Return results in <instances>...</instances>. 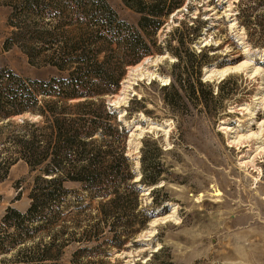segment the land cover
Returning a JSON list of instances; mask_svg holds the SVG:
<instances>
[{"label":"rangeland","instance_id":"rangeland-1","mask_svg":"<svg viewBox=\"0 0 264 264\" xmlns=\"http://www.w3.org/2000/svg\"><path fill=\"white\" fill-rule=\"evenodd\" d=\"M8 1L0 0V68L25 79L61 75L54 67L30 61L20 49L12 24L19 20ZM105 1L121 19L137 22L139 15L123 0ZM238 1L184 0L156 34L158 43L175 47L173 30L191 25L183 29L185 45L203 54L200 79L213 94L208 107L191 103L189 111L179 114L164 101L168 91L163 87L171 82L177 60L169 50L127 65L119 89L103 96L128 131L125 154L135 172L132 182L139 181L143 172L145 141L152 143L149 148L160 149L153 150L148 160L153 164L145 163V171H159V176L155 184H139L142 207L150 205L154 211L146 225L135 231V224L134 232L121 238L120 247L108 246L104 254L85 260L98 264H264V0L252 15ZM34 21L38 29L75 30L57 25V18ZM173 85L184 94L177 83ZM43 122L40 114L30 111L0 117L1 234L12 232L2 223L7 208L27 210L38 174L24 160L17 141L29 125L42 126ZM65 185L78 194L70 195V204L62 209L63 222L69 227L80 223L75 225L79 228L89 223L86 215L96 216L99 200L90 201L78 184ZM89 202L83 215L73 207ZM58 227L28 234L0 253V264H37L36 257L52 242ZM56 243L51 251L59 255L55 262L68 263L78 243L62 244L60 249Z\"/></svg>","mask_w":264,"mask_h":264},{"label":"trees","instance_id":"trees-1","mask_svg":"<svg viewBox=\"0 0 264 264\" xmlns=\"http://www.w3.org/2000/svg\"><path fill=\"white\" fill-rule=\"evenodd\" d=\"M123 1L139 15L135 24L121 19L105 0L8 1L20 21L12 22L17 28L13 35L20 49L30 61L54 67L61 75L25 79L0 68V117L30 111L40 114L44 121L42 126L29 125V130L17 141L24 160L38 174L33 179L27 210L7 208L2 217V223L12 232H0V253L12 249L30 233L59 226L52 242L40 250L35 259L37 264H48L46 261L58 264L55 261L59 255L51 253L56 241L59 249L62 244L78 243L65 264H98L85 259L104 254L108 246L120 247L121 238L130 236L135 224L138 231L153 217L151 206L141 205L139 184L157 182L159 171H145V163H149L154 149H160L158 146L151 149L148 145L152 143L144 142L143 172L138 183L132 182L135 172L125 154L128 131L103 98L119 89L127 65L146 55L169 50L177 60L172 65L171 82L163 87L168 91L164 101L179 114L189 111L191 103L194 107L211 104L212 88L200 79L203 54L185 45L183 29H190L191 25L173 30L175 47L168 42L161 45L156 37L165 19L184 0ZM238 2L252 15L263 0ZM239 15L240 10L238 18ZM44 17L57 18V25L72 26L75 30L59 32L55 26L38 29L34 20ZM248 38L256 44L257 41ZM70 99L80 100L66 104ZM67 182L78 184L90 201L99 200L96 216L86 215L89 223L79 228L75 225L80 223H74L72 228L63 222L62 209L70 204V195L78 194L65 185ZM89 205L91 202L73 207L83 215Z\"/></svg>","mask_w":264,"mask_h":264},{"label":"water","instance_id":"water-1","mask_svg":"<svg viewBox=\"0 0 264 264\" xmlns=\"http://www.w3.org/2000/svg\"><path fill=\"white\" fill-rule=\"evenodd\" d=\"M111 106V105H110Z\"/></svg>","mask_w":264,"mask_h":264}]
</instances>
